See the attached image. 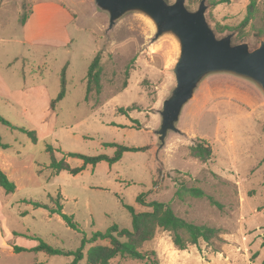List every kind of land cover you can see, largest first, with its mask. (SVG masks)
<instances>
[{"label":"rangeland","instance_id":"1","mask_svg":"<svg viewBox=\"0 0 264 264\" xmlns=\"http://www.w3.org/2000/svg\"><path fill=\"white\" fill-rule=\"evenodd\" d=\"M200 1L184 4L195 11ZM251 1L210 6L205 0V19L216 38L231 34L232 45L246 43L249 50L259 46L255 28L264 17V0H253L254 18L242 31L218 29L237 27ZM38 3L47 6L33 14ZM108 22V13L94 0H0V73L11 90L22 89L14 97L29 105L20 113L0 99V115L34 130L37 137L34 143L0 123V142L7 145L3 152L11 157V180L17 187L13 193L0 187V264H69L72 256L34 251L37 238L75 251L84 237L113 224L130 229L124 205L149 210L136 200L139 195L145 202L169 204L188 221L222 231L211 244L199 241L179 250L167 231L157 230L140 250L155 251L160 264H264V92L233 73L206 74L183 104L177 131H169L159 148L155 131L163 101L176 84L179 41L171 32L157 35L151 18L138 10L122 14L111 28ZM239 34L243 37L236 39ZM97 53L101 90L86 97L85 77ZM65 64L66 93L51 108ZM30 91L37 100L27 97L24 102ZM199 140L212 149L206 162L189 154V146ZM106 143L143 149L125 151L113 164H88L75 175L49 167L50 153L71 168L83 161L68 152L111 157L116 148ZM190 187L204 195L175 196L178 188ZM30 201L53 209L61 204L79 231ZM90 246L85 245L84 254ZM144 261L117 257L109 264ZM78 264H86V257Z\"/></svg>","mask_w":264,"mask_h":264},{"label":"trees","instance_id":"2","mask_svg":"<svg viewBox=\"0 0 264 264\" xmlns=\"http://www.w3.org/2000/svg\"><path fill=\"white\" fill-rule=\"evenodd\" d=\"M167 1V0H165ZM230 0H207L210 6H216L221 3H227ZM254 1L252 0L246 10V14L242 21L237 27L222 26L218 29L224 31L229 29V31L242 29L247 26L254 18ZM25 19V18H24ZM255 35L257 38H264V17L261 18V23L255 28ZM241 34L237 36L236 39H240ZM67 65L65 64L61 70L60 77V90L55 98L50 102V107L53 108L54 105L60 101L66 93V80H65V70ZM102 73V64L100 60V55L97 53L92 59L90 65L88 66L86 77H85V92L86 97L92 91L99 93L101 90L100 77ZM0 123L11 127L12 129L18 130L26 134L32 142L37 141L36 133L34 130H29L22 126H16L10 121L5 119L0 115ZM105 145L115 146L116 150L113 156L109 157L107 155H96L87 156L80 153L68 152L67 156L79 158L83 161L82 166L71 168L68 163L64 160H56L55 157L50 153V164L49 167L53 169L54 172L58 173L65 170L71 174H78L81 172L86 165H96L100 161H107L109 164H113L118 161L125 151H137L143 148L128 147L125 145L106 143ZM2 148H6L5 144L0 142ZM46 151H50V145L46 146ZM212 153V149L209 145L203 141H198L195 144L189 146V154L191 157L201 161L206 162ZM0 187L4 189L6 193H13L16 190L15 183L8 178L4 171L0 168ZM188 193L192 197H202L204 192L200 188L190 187V188H178L175 192V196L181 198L184 193ZM136 200L142 205L149 208L146 211H136L131 205H124L131 216V228H120L117 224L111 225L104 232L96 231L92 234L90 239L83 238L81 245L75 251L63 250L60 248H55L41 239H38V244L33 248L34 251H43L48 255H65L72 256L73 259L69 264H78L80 260L86 257V264H109L113 259L120 257L122 259L130 260H145L144 264H160L156 256L155 251L142 252L140 248L144 243L151 241L157 230L161 229L167 231L171 238L173 245L179 250H185L189 245H195L199 241H204L207 244L213 243L214 240L219 239L222 233L221 229L215 226L207 224H197L193 221H188L181 216H179L169 204L163 203L161 201L152 200L145 202L142 200V195H139ZM36 207H43L49 209L51 213L59 214L66 224L79 231L78 225L73 220L72 215H67L62 212V205L58 204L57 208L53 209L48 207V205L43 204L38 201H30ZM264 237V235H263ZM97 241H106L105 244L96 243ZM91 244L87 249L86 254L83 250L86 244ZM18 251V248H14Z\"/></svg>","mask_w":264,"mask_h":264},{"label":"water","instance_id":"3","mask_svg":"<svg viewBox=\"0 0 264 264\" xmlns=\"http://www.w3.org/2000/svg\"><path fill=\"white\" fill-rule=\"evenodd\" d=\"M108 13V27L129 10H138L154 22L157 35L173 33L179 41V56L173 68L176 84L163 101L161 123L155 131L159 148L165 144L169 131H177L181 108L193 94L201 79L209 73L229 72L254 81L264 92V39L249 50L246 43L231 44V34L220 39L205 19V0L195 11L185 7L184 0H94Z\"/></svg>","mask_w":264,"mask_h":264},{"label":"crops","instance_id":"4","mask_svg":"<svg viewBox=\"0 0 264 264\" xmlns=\"http://www.w3.org/2000/svg\"><path fill=\"white\" fill-rule=\"evenodd\" d=\"M47 6V3H38L34 6V9H33V14L35 13L36 9L37 8H40V7H46ZM16 59V57H15ZM22 89H17V90H11V87L5 82L4 78L1 76V73H0V99L3 100V104L13 108L15 111H19L20 113H22V111H27V103H22L21 102V99H16L14 97V94L16 92H19L21 91ZM44 91V88L41 87L40 88V92L43 93ZM12 92H14L12 94ZM31 93L32 91H30L24 98V102H26V98L27 97H34L33 99L34 100H37V96L34 95V96H31ZM37 94V93H36ZM20 96V95H19ZM44 96V95H42ZM44 98V97H43ZM46 105V104H45ZM50 105V104H49ZM47 107V105L45 106ZM49 109V108H48ZM47 109V110H48ZM2 143V142H1ZM3 144V143H2ZM7 146V145H6ZM7 148V147H6ZM6 148H2L0 146V168L4 171V173L8 176V178L11 180V176H13L12 174V163H11V157L7 154H4L3 150L6 149ZM13 181V180H12ZM16 185V184H15ZM17 188V187H16ZM1 216V215H0Z\"/></svg>","mask_w":264,"mask_h":264}]
</instances>
